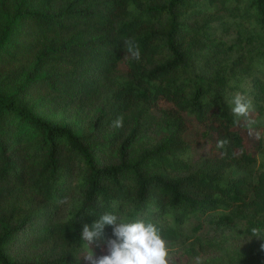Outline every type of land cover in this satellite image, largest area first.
<instances>
[{
    "label": "trees",
    "instance_id": "1",
    "mask_svg": "<svg viewBox=\"0 0 264 264\" xmlns=\"http://www.w3.org/2000/svg\"><path fill=\"white\" fill-rule=\"evenodd\" d=\"M14 1L12 12L0 14V66L33 67L17 88L0 89V264H79L89 252L84 225L106 212L151 220L173 244L184 243L193 220L239 224L250 248L199 243L184 255L204 264H264V241L251 232L264 238V120L257 114L264 0ZM218 24L236 26L248 54L204 75L197 71L203 51L241 46L222 43ZM129 40L139 60L127 54ZM237 93L257 104L250 126L244 117L233 123ZM37 95L44 101L32 105ZM97 102L95 123L82 133L34 109L82 111ZM154 113L160 137L141 141ZM117 118L122 127L113 126ZM222 139L229 141L223 149ZM197 147L209 155L195 170L189 155ZM112 231L105 226L104 238ZM22 243L40 246L30 260L11 257ZM89 248L107 254L101 241Z\"/></svg>",
    "mask_w": 264,
    "mask_h": 264
},
{
    "label": "rangeland",
    "instance_id": "2",
    "mask_svg": "<svg viewBox=\"0 0 264 264\" xmlns=\"http://www.w3.org/2000/svg\"><path fill=\"white\" fill-rule=\"evenodd\" d=\"M0 3H4L2 6L0 4V14L3 15V10L9 9L12 12V7H14V0H0ZM228 20V19H227ZM229 21V20H228ZM233 21V20H231ZM228 23V22H227ZM229 24V23H228ZM219 27V39L222 43H227L228 45H234L239 43L241 46L236 49H224L223 45H216L214 47H209L201 53V64L198 66L197 71L204 75H212L219 68H226V66L232 62L236 57L240 55L248 54L249 48L246 43L240 40V30L234 26L230 25V29L227 30V25L218 24ZM33 67L32 61L25 65V67L16 66H0V89L4 92H8L11 89L17 88L22 79V73H29ZM12 77V78H11ZM11 78V81H8ZM262 78V74H257L253 78H249L246 82V88L249 89L251 84L253 85L254 80H259ZM40 95V94H39ZM37 95L38 98H31V104H35L37 101L42 100V96ZM249 97V96H247ZM262 100L258 101V105L261 108L257 110V114L260 120H264V92ZM250 99L256 104L254 98L251 96ZM44 101V99L42 100ZM257 104L255 106H257ZM100 108V103L93 104L85 110L78 111L75 107H68L65 110H53L49 106L43 104H37L35 106V111H37L42 117L52 121L53 123L60 125H67L71 127L76 132H87L91 129L95 123L98 111ZM161 118L157 113L151 114L146 123L143 124L142 139L141 141L156 142L160 137L162 132ZM200 131H193L191 136L199 140ZM139 147V144H137ZM209 155L208 148H195L190 153V163L193 169H199L202 165L203 159ZM113 158V157H112ZM111 158V159H112ZM256 173V170L253 171ZM239 223V222H234ZM200 224L201 229L195 231L196 226ZM184 243H168V248L170 251V256L173 264H197L196 262L190 261L184 252L190 246H197L199 243L202 245L210 243H219L224 249L227 248L231 251H244L250 248V243L244 239L242 228L239 224H231L225 226L224 224H217L212 220V218L204 217L197 222L195 220L191 221L184 229ZM40 246L35 244L33 247L28 248L25 243L20 244V246H15L12 249L11 257L15 260H30L34 255V251L39 249ZM89 254V252L82 251L79 254L80 262L79 264H91L90 261L86 260L84 255ZM94 255V254H93ZM102 256V255H100ZM100 256H95L94 258H99ZM205 260L199 261V264H204ZM190 262V263H189Z\"/></svg>",
    "mask_w": 264,
    "mask_h": 264
},
{
    "label": "clouds",
    "instance_id": "3",
    "mask_svg": "<svg viewBox=\"0 0 264 264\" xmlns=\"http://www.w3.org/2000/svg\"><path fill=\"white\" fill-rule=\"evenodd\" d=\"M127 54L134 60L140 59L139 47L131 40L125 41ZM231 108L234 119L233 123L239 125L240 117H244L249 124L253 121L248 117L255 111L252 100L244 94L237 93L232 101ZM122 118L113 122L114 127H122ZM229 141L222 139L217 142V147L223 149ZM105 226H111L114 238H104ZM252 235L257 239L261 238V230L251 229ZM81 240L85 242L89 254L84 255L91 264H173L168 248V241L164 239L160 228L151 220L137 218L129 220L122 214L106 212L91 226L84 225ZM94 241H101L107 250L106 255L94 258L89 248ZM261 251H264V243L261 244ZM199 264V257L196 258Z\"/></svg>",
    "mask_w": 264,
    "mask_h": 264
}]
</instances>
